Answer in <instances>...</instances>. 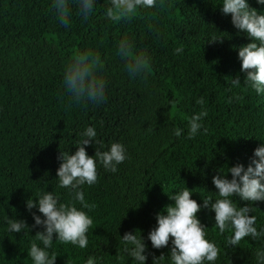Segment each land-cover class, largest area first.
I'll return each instance as SVG.
<instances>
[{
    "label": "trees",
    "instance_id": "16d2710c",
    "mask_svg": "<svg viewBox=\"0 0 264 264\" xmlns=\"http://www.w3.org/2000/svg\"><path fill=\"white\" fill-rule=\"evenodd\" d=\"M70 2L71 22L65 28L51 7L53 0H0V264H33L27 252L43 229L32 227L26 201L47 191L61 203L72 199L74 193L59 186L57 157L60 151L74 154L87 127L97 131L95 142L86 147L89 156L121 143L129 159L115 173L97 161V183L83 186L85 201L96 205L88 212L93 219L88 247L54 241L49 252L57 254L56 264H86L89 256L97 264H135L121 241L133 230L141 232L146 255H167L171 245L154 249L147 236L156 214L174 204L169 197L187 187L201 206L203 199L215 201L213 176L237 163L246 168L264 143V93L244 86L238 58V49L250 41L220 11L223 0H166L170 9H139L137 18L119 23L105 15L110 0H97L87 21ZM248 2L264 14V5ZM125 37L135 52L146 50L151 57L143 77L130 76L117 54ZM180 46L183 52L176 54ZM86 49L100 54L106 99L98 105L70 104L64 69ZM237 75L241 86L234 87L225 77ZM201 97L203 105L197 103ZM202 109L208 112L202 120L208 132L201 129L188 139V120ZM177 128L183 129L180 137L174 134ZM230 199L238 206L248 203ZM253 206L259 230L264 202ZM32 212L41 215L38 209ZM197 216L207 238L221 248L215 264H256L255 251L264 249V237L229 247L233 233H219L214 212L202 206ZM8 218L24 220L30 230L9 232ZM146 264H152L151 255Z\"/></svg>",
    "mask_w": 264,
    "mask_h": 264
},
{
    "label": "clouds",
    "instance_id": "9594fccd",
    "mask_svg": "<svg viewBox=\"0 0 264 264\" xmlns=\"http://www.w3.org/2000/svg\"><path fill=\"white\" fill-rule=\"evenodd\" d=\"M78 15L87 21L93 14L97 0H74ZM257 4L264 5V0H256ZM52 9L56 13L59 23L68 28L71 22L72 2L70 0H53ZM161 11L171 8L166 0H110L106 9V17L113 23L121 21L131 22L137 18L139 9H155ZM220 11L231 16V23L238 33L246 35L250 41L238 49V58L241 61V72L246 74L244 86L264 93V14L251 7L248 0H223L219 5ZM151 27V26H150ZM218 40H214L216 42ZM117 54L125 61V70L132 77H143L149 71L151 57L145 50L135 52L133 42L125 37L119 41ZM175 53L183 52V46L175 48ZM104 67L100 54L92 49L77 51L71 61L65 66L63 87L71 102L76 104H101L106 99L107 80L103 75ZM229 78L234 87L241 86L240 76ZM243 99V97H235ZM228 103L232 102L229 98ZM198 104L203 105L201 97ZM208 112L202 109L188 120V139L197 136L201 129L207 134L202 120ZM183 129L177 128L174 134L180 137ZM85 139L80 141L73 153H59L60 162L57 170L59 186L74 193L72 199L61 203L52 192H44L36 201L31 198L26 201L27 210L32 213L33 228H42L37 231L30 245L27 255L33 264H56L57 254L49 252L54 241L78 246L81 249L88 247V230L93 219L88 215L96 205L85 201L83 186H92L97 183V161L104 169L115 173L118 165L129 159L126 147L121 143H112L107 151H95L89 156L86 147L91 146L97 136L94 127H87L82 134ZM231 175V179L228 175ZM212 183L219 197L213 201L210 197L203 199V208L215 213V228L222 235L232 231L227 239V246L236 248L242 240L250 237L253 241L264 237V228H257V217L252 213L257 209L256 202H264V143L254 150L248 166L237 163L227 167V173L218 172L213 176ZM193 191L185 187L169 197L174 204L166 206L156 214V226L148 233L147 240L154 249L169 248L167 255L163 252L157 257L148 252L147 245L139 230L124 233L121 241L122 251L135 261V264H146L148 255L152 256V264H215L219 259L221 248L215 241L207 238V228L198 219L201 204L192 199ZM239 198L248 202L245 206H238L230 199ZM79 203L81 208H77ZM38 209L41 215L32 212ZM84 209H87L85 211ZM43 217V218H41ZM8 231L18 234L29 226L24 220L7 219ZM30 230V229H29ZM139 233V235H137ZM39 242V243H37ZM42 245V246H41ZM256 264H264V249L255 251ZM86 264H97V258L89 256Z\"/></svg>",
    "mask_w": 264,
    "mask_h": 264
}]
</instances>
